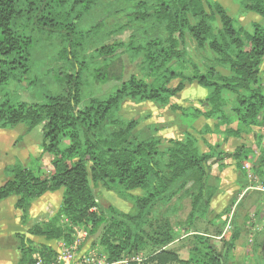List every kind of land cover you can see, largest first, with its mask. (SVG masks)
I'll list each match as a JSON object with an SVG mask.
<instances>
[{"label":"trees","instance_id":"trees-1","mask_svg":"<svg viewBox=\"0 0 264 264\" xmlns=\"http://www.w3.org/2000/svg\"><path fill=\"white\" fill-rule=\"evenodd\" d=\"M238 1L243 12L264 18V0ZM109 2L0 0V128L23 124L31 129L42 124L41 152L51 156L47 174L40 175L21 161L7 166L0 201L16 196L14 208L25 224L31 202L61 188L58 216L52 224L38 221L27 232L47 241L70 243L68 225L82 226L90 235L102 226L99 243L109 262L225 264L240 234L237 223L232 221L230 234L225 236L227 230L221 236V247H216L212 236L221 235L227 214L212 236L194 225L212 210L210 203L219 181H212V165L217 162L222 170L230 157L243 174L250 168L243 161L250 160L252 149L242 140L249 135L258 148L249 176L264 183L263 133L253 130L264 127V91L258 86L264 24L254 22L250 31L237 28L235 18L214 0H117L120 8L112 15L122 11L126 22L108 28L104 17L114 7ZM126 29L131 30L127 40L116 37ZM186 35L196 47L213 53L203 71L193 65L191 76L173 67L186 61L182 46ZM125 55L130 61L140 60L141 77L123 79ZM184 80L195 82L204 96L199 106L188 111L176 104L173 108L181 110L189 125L199 117L214 121L213 129L207 124L199 129L207 145L203 151L199 138L189 132L184 138L169 139V145L160 149L156 136L142 138L133 132L136 120L120 114L125 101L167 105L184 89ZM12 82L35 99L27 101L10 93L5 87ZM108 82L119 85L104 95L94 94ZM207 133L221 135V142L209 144L204 137ZM230 138L243 142L225 153L223 145ZM98 186L143 193L134 197L127 212L113 207L104 211L93 194ZM188 193L191 207L185 223L195 229L189 230V256L181 258L170 247L177 234L168 217L176 212L171 202ZM157 208L164 210L163 224ZM59 217L66 220L65 227L57 224ZM145 245L150 252L142 257ZM252 245L257 264H264L263 241ZM18 248L17 264H52L56 260V252L47 243L21 239Z\"/></svg>","mask_w":264,"mask_h":264},{"label":"rangeland","instance_id":"rangeland-1","mask_svg":"<svg viewBox=\"0 0 264 264\" xmlns=\"http://www.w3.org/2000/svg\"><path fill=\"white\" fill-rule=\"evenodd\" d=\"M114 6L110 8L104 18L105 24L108 28L113 27L119 23H125L126 17L122 11L118 13H114L112 15V11L116 10V8H120L119 4L116 2L117 0H109ZM153 1V0H147ZM221 3L228 11V13L235 18V24L237 28H244L248 31L252 29V24L254 22L264 24V18H261L259 15L250 12H243L238 0H214ZM107 0H104L106 3ZM109 2V3H110ZM219 24L216 22V26ZM131 33L130 29H126L123 33L117 34V38H122L127 40L129 34ZM185 53H186V61L183 64H173L174 70L182 71L185 75L193 74V65L197 64L201 67L202 71L204 69V65L208 63L213 58V53L208 48L200 49L196 47L193 41L186 35L183 39L182 44ZM125 67L123 73V79H127L131 75H136L141 77L143 72L140 69L139 63L140 60L137 59L135 61H130L127 55L124 56ZM50 63L52 65H56L54 60H51ZM61 64L59 63L58 66ZM224 70V69H222ZM223 72V71H222ZM225 72H227L225 70ZM261 80L264 84V65L263 70L261 72ZM179 79H174L171 82L172 86H176ZM183 83L184 89L175 95L170 102L165 105H157L151 102H142V103H134L131 101H125L121 107L120 114L124 119L130 120L135 119L137 125L134 127L133 132L139 134L142 138H146L149 136H156L160 143L159 148H166L169 143L168 140L171 138H184V134L186 132L192 133L200 138L199 128L201 124H199L200 120L197 118L195 122L191 125L187 123L188 120L184 119V115H182L181 110L174 109V104L179 105L181 107L189 108L194 106H199V99L204 96V91L201 87H199L195 82L187 83V80H184ZM24 85V84H23ZM119 84L115 82H108L99 86L98 89L95 90L94 94L97 96L104 95L112 90H114ZM264 87V86H263ZM10 93L18 95L21 99L32 101L35 99L33 94L26 90L24 87H18L15 83H10L5 87ZM256 131V130H255ZM263 133V131L258 132ZM205 138L208 141L215 140V135L205 134ZM246 144L251 146V158L249 161H243L244 167L246 168L249 165V169L246 170L245 174L242 171L235 168L234 164L228 169L225 173L217 172L218 163L216 162L212 165V169L214 174L219 177L216 178L213 175L211 177L214 181H218V187H220V194L214 197L211 200V212L208 213L207 217L204 219H199L198 223H195V227L199 232H208L209 235H213L216 233L217 229H220L222 225V217L228 215V221L230 226H232V221H235L237 225H240L241 231L246 229V232L242 238H238L236 240L237 247L232 250L230 258L227 259L225 264H257L258 257H256V252L254 251L253 242H261L264 244V222L263 224L258 223L256 225L255 222H261L259 219L258 210L257 212L254 209L255 202L256 204L262 203V194L264 192L254 189L257 185H264L262 181L257 176H249L252 173V161L255 155L258 153V148L255 146V142L251 135L242 139ZM41 141H42V124H39L31 129H27V127L23 124H17L13 127L9 128H0V165L6 164L1 171L6 178L5 168L10 166L11 164L21 161L26 167L29 169L38 172L39 174H47L51 170L50 159L51 156L47 153L41 152ZM243 141H239L237 143H241ZM227 144V143H226ZM224 145V148L227 147V151H232L234 149L235 141L231 140V142L227 145ZM200 145L202 149H206V146L200 141ZM256 148V149H254ZM225 152V150H224ZM254 156V157H253ZM245 162V163H244ZM218 167V168H217ZM237 177H234V176ZM1 183V181H0ZM240 188H245L243 198L240 203H231L227 204L225 199H218L219 196L225 195L224 192H229L230 195H235L237 191H240ZM193 186L190 185V189L192 191ZM226 189V190H224ZM228 190V191H227ZM61 191L62 189H58L54 193H50L44 196L41 199H37L31 202L29 208L27 209L26 221L29 224V227L38 221L51 223L53 217L57 215L58 207L61 203ZM241 192V191H240ZM143 191L140 189H134L129 191H117V190H107L101 186L93 188V194L97 200L99 206L106 211L109 207H113L119 211L127 212L134 200V197L142 195ZM224 197V196H222ZM257 199V200H256ZM254 202V203H253ZM191 198L188 195H183L181 199L171 202L170 206L176 209V212L168 217V221L170 222L171 227L177 234V240L174 241L170 247L175 249L178 252V255L181 258H187L189 247L191 246V232L189 230L195 229L194 227L191 229L189 225L185 223V219L190 210ZM252 203V204H251ZM227 204V205H226ZM242 209V210H241ZM159 213V220L161 223L166 219L163 217V209L157 208ZM20 213V211H19ZM256 213V214H255ZM25 214V213H24ZM216 215V216H215ZM219 215V217H218ZM58 216V215H57ZM214 216V217H213ZM9 218V216L7 215ZM11 221L13 220L12 216ZM256 220L253 224L252 220ZM264 220V217H262ZM218 220V221H215ZM215 221V222H213ZM217 223V224H216ZM9 223L6 229H11ZM52 224V223H51ZM57 224L65 227L66 220L63 217H59L57 219ZM163 224V223H162ZM245 225V226H244ZM68 231L71 232L72 241L67 243L63 240H55L52 242H47L43 237H39L43 241V243H50L51 247L54 249L56 254L60 253L66 245H74V242H78L79 249L76 250L75 260L78 261L81 259H88V257L92 254L99 253L103 258V260L108 261L106 257V251L103 246L100 245V236L103 231V227L101 226L98 230L90 235L82 226L73 225L70 226ZM260 226V228H259ZM263 227V228H261ZM71 229V230H70ZM229 232L226 233V237L230 234L231 228L228 229ZM82 232H86V235H83ZM241 234V232H240ZM239 234V235H240ZM240 240V242H238ZM11 241V240H10ZM16 241H19L17 239ZM213 243L216 247H221L219 239L215 238L213 235L212 239ZM36 242V241H35ZM38 242V243H39ZM6 243H9L6 238ZM41 243V242H40ZM150 252V248L146 245L143 247L141 252L142 257H146ZM12 262V259H11ZM16 264V261H14ZM74 262V260H72ZM12 264V263H11ZM72 264V263H71Z\"/></svg>","mask_w":264,"mask_h":264},{"label":"crops","instance_id":"crops-1","mask_svg":"<svg viewBox=\"0 0 264 264\" xmlns=\"http://www.w3.org/2000/svg\"><path fill=\"white\" fill-rule=\"evenodd\" d=\"M263 65H264V59H263V61H262V63H261V66H260V74H259V83H258V86L260 87V89L262 90V91H264V84L262 83V80H261V72H262V70H263ZM199 120H200V122H199V124H201V127L203 126V125H205V124H207V125H209V127H211L212 129H213V124H214V121L213 120H211V119H205V118H202V117H199ZM183 122L185 121L184 119L182 120ZM195 122V121H194ZM200 127V128H201ZM231 127H233V128H235L236 127V125H235V123H233V124H231ZM199 128V129H200ZM221 129H224V126H221ZM253 130L255 131L256 130V132H260V131H262V130H264V127H261V128H259V127H253ZM207 134H209V135H215V140H213V141H208L206 138V141L209 143V144H215V143H219V142H221V140H222V136L221 135H219V134H216V133H207ZM204 137H205V135H204ZM231 140H233V141H235V144H234V146L236 147V146H238L240 143H237L238 142V140L239 139H237V138H230V139H228V141H226L225 143H224V145L226 144L227 146H228V144L231 142ZM200 141H202L203 142V144L206 146V149H207V145H206V143H204V141H203V139L200 137L199 138V145H200ZM237 141V142H236ZM240 141V140H239ZM224 145H223V151L225 150V153H230V152H232V151H234V149L232 150V151H227L226 149H227V147L226 148H224ZM263 146H264V135H263ZM234 147V148H235ZM256 147V146H255ZM257 148V147H256ZM256 148H254V149H256ZM200 149L203 151V150H206V149H202V147H201V145H200ZM225 162L224 163H226V166H224L223 167V169L222 170H219V168L217 169L218 171L217 172H221V174L222 173H225L228 169H230L231 168V166L233 165L232 163H233V160H232V158H230V157H228V158H226L225 160H224ZM2 163V162H1ZM0 163V164H1ZM6 164H2V165H0V181H1V183H0V185L1 184H3L4 183V181L7 179L5 176H4V174L1 172L2 170H3V168H4V166H5ZM211 174L213 175L214 174V172H213V169H212V171H211ZM217 175V174H216ZM222 175H224V174H222ZM214 176V175H213ZM234 177H237L236 175L234 176ZM245 188H243L242 190H244ZM224 190H226V189H224ZM242 190H240V191H237L236 192V194L233 196V195H230V193L229 192H226V191H222V192H224V194L225 195H222V196H224V197H222V196H219V200L221 201V199L223 198V199H225V201H226V203L228 204L229 202H231L233 199H235V197H236V199H235V204L236 203H240V201H241V199L243 198V196L245 195V194H243L244 193V191H242ZM228 191V190H227ZM56 192V191H55ZM220 187H217V191H216V193H215V195L213 196V198L214 197H216L218 194H220ZM50 193H54V192H47V193H45L44 195H42L41 197H39V198H37L38 200L39 199H41V198H43L44 196H46V195H48V194H50ZM212 198V199H213ZM262 203H260V204H256V202H255V206H252V207H254V209L256 210V211H254V212H257V210H258V214H259V219H260V221L261 222H255L256 220L254 219V222L256 223V225H258V223H261V224H263V222H264V220L262 219V217H264V195L262 194ZM37 199H35V200H37ZM257 200V199H256ZM15 201H16V196H9V197H7V198H5L4 200H2V201H0V264H15V262L14 261H16V264L18 263V259H19V257H20V250H19V248H18V246H19V244H20V241H21V239H24V240H26V239H31V240H33V241H36V242H39L38 241V238H37V236H34V235H30L28 232H27V230H28V228H29V224L28 223H22L21 221H20V219H19V215H20V213H19V210H17V209H15L14 208V203H15ZM34 201V200H33ZM254 203V202H253ZM226 204V205H227ZM252 204V203H251ZM237 205V204H236ZM242 210V209H241ZM256 214V213H255ZM7 215L9 216V218L7 217ZM10 216H12V218H13V220L11 221V217ZM214 217V216H213ZM215 221H218V220H215ZM215 221H213V222H215ZM9 223H11L9 226H10V228L11 229H6V227H7V225L9 224ZM217 224V223H216ZM240 225L241 224H239V225H237L238 226V228L240 227ZM245 226V225H244ZM231 226H230V223L229 222H227L226 223V225L224 226V228H223V230H222V233H221V235H217V236H214L215 238H217V239H220L221 238V236L222 235H224V233L230 228ZM259 228H260V226H259ZM261 228H263V227H261ZM242 229V228H241ZM241 229L239 228V231L241 232V234L239 235V237L238 238H242L243 237V235H244V233L246 232V229H243L242 231H241ZM242 236V237H241ZM213 237V236H212ZM6 238H7V241H9V243H6ZM17 239H19V241H16ZM243 239V238H242ZM11 240V241H10ZM40 242H43L41 239H40ZM47 242H52V241H47ZM238 242H240V240L238 241ZM48 244H50V243H48ZM235 247H237V242L235 241ZM234 247V248H235ZM11 259H12V262H11Z\"/></svg>","mask_w":264,"mask_h":264},{"label":"built area","instance_id":"built-area-1","mask_svg":"<svg viewBox=\"0 0 264 264\" xmlns=\"http://www.w3.org/2000/svg\"><path fill=\"white\" fill-rule=\"evenodd\" d=\"M246 168H249V166L247 165ZM254 189L260 190L262 192H264V185H257L254 187ZM83 235H86V232H82ZM74 243V245L70 244V245H66V247L63 248V250L57 254L56 256V260L52 263V264H126L127 261L129 259H124V260H117V261H113V262H109V261H104L103 258H101L102 256L97 253V254H92L88 257V259H81L78 261V259L75 260V255H76V250L77 248L79 249V245L78 247L77 244L78 242H72ZM131 260L137 259L136 258H130ZM72 260H74V262H72ZM37 264H41V263H37Z\"/></svg>","mask_w":264,"mask_h":264}]
</instances>
